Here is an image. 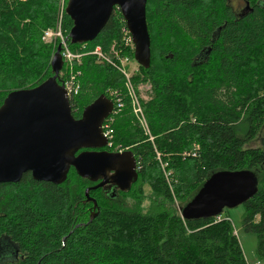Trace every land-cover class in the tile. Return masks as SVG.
Returning <instances> with one entry per match:
<instances>
[{
	"label": "trees",
	"instance_id": "obj_1",
	"mask_svg": "<svg viewBox=\"0 0 264 264\" xmlns=\"http://www.w3.org/2000/svg\"><path fill=\"white\" fill-rule=\"evenodd\" d=\"M243 1L237 10L228 0H148L151 65L134 81L153 86L144 106L153 140L132 116L122 75L92 55L97 46L108 52L122 45L121 13L114 9L95 41L69 42L87 55L70 101L73 117L119 92L124 110L113 119L112 150L134 155L138 180L115 198L91 192L99 213L90 223L85 190L94 184L74 169L59 186L31 174L0 185V260L7 257L0 264H247L229 216L186 221L180 214L212 174L244 170L257 176L258 191L243 205V227L256 235L264 259V149L249 145L264 125V0ZM57 3L0 0V107L11 92L53 76V48L42 34L55 25ZM64 18L68 36L72 21ZM255 58L259 68L250 66Z\"/></svg>",
	"mask_w": 264,
	"mask_h": 264
},
{
	"label": "water",
	"instance_id": "obj_2",
	"mask_svg": "<svg viewBox=\"0 0 264 264\" xmlns=\"http://www.w3.org/2000/svg\"><path fill=\"white\" fill-rule=\"evenodd\" d=\"M147 2L68 0L65 14L72 21L70 43L82 45L95 41L114 9H118L132 38L134 60L140 67L149 69ZM60 53L58 47L51 60L52 77L37 87L11 92L0 107V185L17 184L25 174H31L37 182L59 186L74 169L80 178L97 183L85 190L84 203L92 204L90 223L99 213L91 192L103 189L115 198L119 191H130L138 180L136 160L131 152L103 151L108 142L102 126L114 108L107 96L102 95L87 106L80 119L73 117L67 93L58 83L63 67ZM106 187H110L109 192ZM257 191L258 179L253 172L220 171L204 182L196 195L180 208V214L186 221L218 218L226 209L244 205Z\"/></svg>",
	"mask_w": 264,
	"mask_h": 264
},
{
	"label": "built area",
	"instance_id": "obj_3",
	"mask_svg": "<svg viewBox=\"0 0 264 264\" xmlns=\"http://www.w3.org/2000/svg\"><path fill=\"white\" fill-rule=\"evenodd\" d=\"M66 6L67 5L59 9L55 25L43 33L42 41L53 47V55L55 54L58 46L62 47L61 57L64 62V72L62 73V78L64 80L63 85L66 90L67 97L69 101H71L76 98L80 91L79 78L81 73L76 71L75 67L81 64L84 55L73 53L69 48L67 36L65 34L66 31L64 29V11ZM129 44H131V39L128 37V39H126V46H129ZM111 53H113L114 58L104 53L101 48L98 47L94 52H92V55L108 68H112L123 75L125 79V94L128 99L130 109L145 135L150 136V130L142 108V101L149 100V94L152 92V86L147 84L140 85L136 88L133 84V74L129 73L126 68L129 61L128 58L124 57L121 52L116 51L114 48H112ZM110 98L114 104L112 116L110 118L114 119V116L119 115L123 111L124 103L121 94L118 92H111ZM112 125V121L106 120L102 126L103 136L107 140L109 147L113 146L115 139ZM157 157L163 170L165 171L167 164L162 163L160 154H157ZM165 176L168 182H170L171 174H167L165 172ZM256 264L260 263L257 262Z\"/></svg>",
	"mask_w": 264,
	"mask_h": 264
},
{
	"label": "rangeland",
	"instance_id": "obj_4",
	"mask_svg": "<svg viewBox=\"0 0 264 264\" xmlns=\"http://www.w3.org/2000/svg\"><path fill=\"white\" fill-rule=\"evenodd\" d=\"M67 3H68V0H58V3H57L58 13H59V9H61L65 5H67ZM230 3L237 10H242L243 8H245V3H244L243 0H231ZM115 10H118V9H115ZM64 15H65V12H64ZM64 20H65V18H64ZM42 36H43V34H42ZM128 37L130 38L129 33H128V35H125V32L123 31V43H122V45L120 47H115V46L112 45V47L110 48V50L108 52H104V53H106L110 57H113L114 58L113 53H111L112 48H114L116 51L121 52V54L124 57H127L128 58L129 61H128L127 65H126V68H127V70H128L129 73L133 74V84L135 85L136 88L138 86H140V85H147V84H149V85L152 86V84L150 82H140V83L136 84L135 81H134L135 76L140 73V66L136 63V61L134 60V57H133V59H131L128 56L129 55V52H131V51L134 54V46H133L132 42H131V44H129V46H126V39H128ZM97 47H99V46H97ZM99 48H101V47H99ZM101 50L104 51L102 48H101ZM74 53H79V52H74ZM52 57H53V55H52ZM93 57L96 60V62L98 64H100V66H102L103 68H105L104 67V66H106L105 64L101 63L95 56H93ZM83 58H82V60H83ZM258 61H259V59L258 58H255L254 60H252L250 66L251 67L253 66L254 68H257V67L259 68V65H263V62H260V61L258 62ZM81 64H82V61H81ZM81 64L78 65V68L81 66ZM244 71H246V70H244ZM80 73H81V71H80ZM81 77H82V73H81ZM81 77H80V79H81ZM122 77H123V75H122ZM80 87H81V83H80ZM124 91H125V79H124ZM152 99H153V86H152V92L149 94V100L142 101V108H143V112H144V115L146 117V120H147V116L145 114L144 106L148 102H150ZM131 113H132V111H131ZM132 116L134 117L133 113H132ZM134 120L138 124V126L140 127V129L143 132V134H145L144 131L142 130L141 126L139 125V123L136 121V118L135 117H134ZM114 122H115V120H114ZM114 122H113V125H114ZM147 124H148L149 130H150V136H147V137L148 138L150 137V140H153V136H152V133H151V129H150L148 120H147ZM113 125H112V127H113ZM249 145H251L254 148L260 147L261 149H264V125H263V128L261 129V131L259 132L258 136L254 139V141L249 142ZM158 154H160V153L158 152ZM186 154H188V153H184V156ZM156 159H157L158 163L160 164V162L158 160V157H157V154H156ZM161 161H162V163L165 164V161L163 160L162 156H161ZM137 166H138V162H137ZM160 166H161V164H160ZM145 192H146V194H148L149 191H148L147 188H145ZM177 208H178V204H177ZM244 211H245L244 210V206L243 205H240V206H238V207H236L234 209H226L221 216H223V217L224 216H229L230 217L229 219L231 220V222L233 224V227H234L235 231L238 234V240H239V243L241 245V248H242V251L244 253V256H245V259H246L247 263H249V264H255L258 261V257H257V254H256L257 237L253 233H249V232H246L245 231V229L243 227ZM89 212L91 214L92 207L89 209ZM6 260H7V257L4 256L0 261H6ZM261 264H264V259L261 260Z\"/></svg>",
	"mask_w": 264,
	"mask_h": 264
},
{
	"label": "bare ground",
	"instance_id": "obj_5",
	"mask_svg": "<svg viewBox=\"0 0 264 264\" xmlns=\"http://www.w3.org/2000/svg\"><path fill=\"white\" fill-rule=\"evenodd\" d=\"M65 12V11H64ZM114 12V11H113ZM121 13V12H120ZM65 16H67L66 14H65ZM126 24V23H125ZM124 32H125V35H128V33H129V31H128V29H127V27L124 29ZM129 35H130V33H129ZM130 38H131V35H130ZM67 41H68V44H69V42H70V40H69V34H68V36H67ZM131 42H132V38H131ZM71 44V43H70ZM70 44H69V48H70ZM133 44V43H132ZM72 45V44H71ZM82 45H86V44H82ZM134 46V45H133ZM58 47H61V46H58ZM96 48H98V47H96ZM95 48V49H96ZM70 50L72 51V49L70 48ZM135 50V49H134ZM61 51H62V47H61ZM95 51V50H94ZM73 52V51H72ZM104 52V51H103ZM74 53V52H73ZM61 54V53H60ZM79 54H82V53H79ZM84 55V57H86L87 55L86 54H83ZM62 61H63V59H62ZM75 70L76 71H79L80 72V70L78 69V66H76L75 67ZM64 72V62H63V67H62V70L60 71V73H59V81H58V83L60 84V85H62L63 87H64V85H63V82H64V80H63V82H61L60 81V79L62 78V73ZM121 74V73H120ZM54 75V74H53ZM81 77V76H80ZM63 79V78H62ZM79 80H80V78H79ZM45 82V81H44ZM42 84V83H41ZM65 89V88H64ZM66 91V90H65ZM109 96H110V92H109ZM111 116H112V114H111ZM110 116V117H111ZM110 117H108L106 120H109V121H112L113 122V119L112 118H110ZM114 118H115V116H114ZM105 120V121H106ZM107 147L108 148H110V149H113V146L112 147H109L108 146V144H107ZM116 152H118V153H125V152H128L127 151V149H125V150H122V149H116L115 150ZM156 154H158V152H156ZM136 170H138V166H137V161H136ZM218 220H220L219 218H218ZM234 234L238 237V234H237V232L236 231H234ZM257 262H259L260 264H261V261H257ZM256 262V263H257ZM255 263V264H256ZM247 264H249V263H247Z\"/></svg>",
	"mask_w": 264,
	"mask_h": 264
},
{
	"label": "flooded vegetation",
	"instance_id": "obj_6",
	"mask_svg": "<svg viewBox=\"0 0 264 264\" xmlns=\"http://www.w3.org/2000/svg\"><path fill=\"white\" fill-rule=\"evenodd\" d=\"M229 1V3H230V1L231 0H228ZM231 4V3H230ZM81 118V117H80ZM80 118H77V119H80ZM103 151H107V152H109V153H118V152H116V151H114V150H112V149H107V148H105ZM118 154H122V153H118ZM97 184V183H96ZM96 184H94V185H96ZM106 189V191H108L109 192V189H110V187H106L105 188ZM102 191H104L103 189H101ZM120 192V191H119ZM124 193V192H123Z\"/></svg>",
	"mask_w": 264,
	"mask_h": 264
}]
</instances>
